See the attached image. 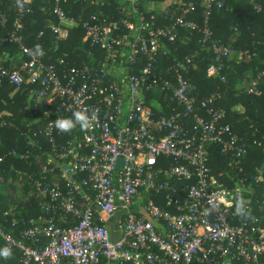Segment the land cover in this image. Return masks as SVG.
Wrapping results in <instances>:
<instances>
[{"label":"built area","instance_id":"obj_1","mask_svg":"<svg viewBox=\"0 0 264 264\" xmlns=\"http://www.w3.org/2000/svg\"><path fill=\"white\" fill-rule=\"evenodd\" d=\"M9 1L13 14L0 8L7 30L2 42L18 46L22 62L0 66V86L31 87L33 125H41L23 133L32 137L28 151L11 152L29 160L36 151L37 172L23 174L27 184H9L29 186V198L20 202L34 199L43 215L26 219L13 212L20 232L8 233L0 223L3 247L17 250L21 264H264V196L260 200L257 190L264 169L248 172L250 146L226 122L222 92L201 97L190 85L187 73L199 53L162 67L166 43L174 44L181 30L198 32L201 50L212 54L207 78L228 84L227 62L237 52L215 40L210 26L211 13L224 2L169 0L163 16L170 24L157 26L156 15L148 20L140 10L141 0H88L99 10L78 19L63 9L68 0H49L52 6L41 10L54 48L38 42L43 31L32 48L24 21L34 12L33 0ZM113 1L117 20L105 11ZM250 3L264 13L256 0ZM72 27H82L83 42L103 56L90 51L83 65L54 59ZM256 56L238 52L237 61ZM263 83L264 70L247 92L261 96ZM76 111L96 118L88 129L59 132L53 122ZM214 147L231 160L227 172H213Z\"/></svg>","mask_w":264,"mask_h":264},{"label":"trees","instance_id":"obj_2","mask_svg":"<svg viewBox=\"0 0 264 264\" xmlns=\"http://www.w3.org/2000/svg\"><path fill=\"white\" fill-rule=\"evenodd\" d=\"M86 1V2H85ZM144 1L148 4L157 2L164 3V8L169 0H141L140 10L145 13L148 20L152 15H156L157 26L169 25L168 21L164 20L163 10L160 12L150 11L144 5ZM189 0H185L187 2ZM224 2L223 9H214L210 16V26L214 34V39L222 44L231 46L237 52L249 51L257 53V56L250 62H227L228 70L225 72L228 77V84H223L218 78H207V69L210 65L212 54L201 50L200 41L202 35L198 32L189 34L185 30H181L179 39L174 44L166 43V56H163L162 67L176 58H184L189 55L199 53L195 63L187 73V79L190 85L197 87L201 97H208L212 93L220 90L224 96L220 106L226 109V122L231 124L233 130L239 135L249 146V155L246 159V168L249 173L254 174L257 168L264 169V83L261 85V96L248 94L242 95L249 99L252 106H247L243 112L238 111L237 103L231 102L234 98L232 92L236 83V75H244L247 72L252 73V81L258 74L264 70V13H257L250 3V0H221ZM264 9V0H256ZM112 7H106L105 11L109 15H113V19L120 18L116 11L114 1ZM52 3L49 0H33L30 7L34 10L33 14L29 15L25 23L26 44L32 48L37 46V38L40 32H44V36L39 43L54 48V35L48 29V15H45L41 10L43 7L50 8ZM65 12L78 19L80 16L89 17L90 14L99 9L91 4L88 0H68L62 5ZM0 8L3 11L13 14L11 2L8 0H0ZM204 10L198 9L195 15L200 26L204 22ZM13 25L11 19L9 27ZM6 29L2 27L0 22V66L13 69L18 67L22 62V53L18 46L11 43H3L2 38L6 34ZM85 30L82 27H72L69 38L58 44V49L53 53L54 59L65 57L70 65L88 64L91 59V52L97 56H103L101 51L92 48L90 44L84 43L83 38ZM27 59V58H25ZM231 63H233L231 65ZM236 72V73H235ZM31 87L17 89L14 86L6 83L0 86V158H4L0 163V178L3 182L0 183V223L8 233L14 232L19 234L20 228L13 227L12 213L20 211V216L26 219L39 218L43 215L40 211L37 202L32 199L33 204L27 202L21 203L20 199L29 198V186L20 190L17 186L10 185V182L24 181L27 184V179L23 176L24 173L33 174L37 172L35 166V157L37 152L33 151L29 160L16 157L11 154L12 150H16L20 154H24L29 150L27 141L32 137L23 136L29 127L34 130L40 129L41 125H33L36 112L35 103L30 98L29 90ZM227 99V100H226ZM231 103V104H230ZM42 109V108H41ZM41 109L39 111L41 112ZM255 141L258 144H255ZM231 160L223 158L220 155L219 148L214 147L211 156V167L215 174L227 172L230 170ZM12 190L15 194L14 200H10L9 191ZM258 190V197L262 200L264 196V183ZM8 212V215L5 214ZM0 247H3L0 242ZM14 255L7 260L0 261V264H21V255L17 250H12Z\"/></svg>","mask_w":264,"mask_h":264},{"label":"clouds","instance_id":"obj_3","mask_svg":"<svg viewBox=\"0 0 264 264\" xmlns=\"http://www.w3.org/2000/svg\"><path fill=\"white\" fill-rule=\"evenodd\" d=\"M39 51V50H38ZM95 114L89 116L88 114L76 111L73 113L72 118H61L58 117L53 123L55 128L62 133L70 132L77 125L81 130L88 129L91 125V122L95 120ZM241 210L240 202L237 204V211ZM14 255L13 251L9 247H0V261L10 259Z\"/></svg>","mask_w":264,"mask_h":264},{"label":"crops","instance_id":"obj_4","mask_svg":"<svg viewBox=\"0 0 264 264\" xmlns=\"http://www.w3.org/2000/svg\"><path fill=\"white\" fill-rule=\"evenodd\" d=\"M238 2H240V0H236V3H238ZM143 3H144V5H146L147 9L150 10V11L160 12L161 9L164 8V3L163 4H159L157 2H153V4H148V1H144ZM232 58H231V61H233ZM232 64L233 63H231V65ZM251 83H252V73L247 72V73H245L244 75H241V76L238 75V74L236 75V83H235L234 88L232 90V92L234 94V98H231L230 100H231V102L233 104H234V100L236 101V103H237V108L236 109L238 111H240V112L245 111L247 106H252L249 103V99L246 98V96L242 95L243 93L247 92V90L251 86Z\"/></svg>","mask_w":264,"mask_h":264},{"label":"rangeland","instance_id":"obj_5","mask_svg":"<svg viewBox=\"0 0 264 264\" xmlns=\"http://www.w3.org/2000/svg\"><path fill=\"white\" fill-rule=\"evenodd\" d=\"M234 51H235V50H234ZM235 52H237V51H235ZM237 55H238V52H237V54H236V55H234V56H233V58H232V59H233V61H237Z\"/></svg>","mask_w":264,"mask_h":264},{"label":"water","instance_id":"obj_6","mask_svg":"<svg viewBox=\"0 0 264 264\" xmlns=\"http://www.w3.org/2000/svg\"><path fill=\"white\" fill-rule=\"evenodd\" d=\"M118 164H119V166H121V165L123 164V162L120 160V161L118 162Z\"/></svg>","mask_w":264,"mask_h":264}]
</instances>
